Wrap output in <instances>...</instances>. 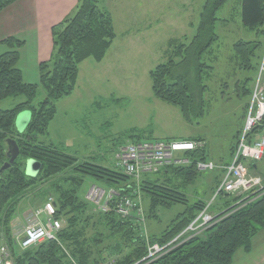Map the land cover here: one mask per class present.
<instances>
[{
  "label": "trees",
  "instance_id": "1",
  "mask_svg": "<svg viewBox=\"0 0 264 264\" xmlns=\"http://www.w3.org/2000/svg\"><path fill=\"white\" fill-rule=\"evenodd\" d=\"M15 1L0 0V11ZM227 2L205 0L195 34L170 39L165 50L166 60L150 71L154 95L177 106L190 123H196L210 109V84L217 55H222L223 49L220 34L239 31L240 25L232 27L230 15L219 16ZM99 3L100 0H79L74 15L52 27L53 54L49 61L39 65L38 83L26 82L17 66L25 41L13 36L1 41L8 50L0 53V101L19 95L25 100L11 109H0V168L9 161V139L15 140L20 149L16 160L0 174V243L9 246L14 264H72L70 257L79 264H232L236 252L240 249L250 252L254 238L264 230V188L249 191L243 198L245 195L237 192L217 194L219 183L213 182L211 194L219 201L214 209L212 203L208 208L215 216L211 226L158 258L143 260L150 245L170 241L209 204L203 199L191 203L187 192L201 174L197 162L208 160L205 147L183 153L188 163L173 162L157 171L143 173L137 181L118 169L114 158L112 165H105L102 159H82L57 143L42 140L56 117V102L74 92L81 63L87 59L101 62L116 38L112 14ZM240 3V24L250 37L254 36L237 38L232 45L234 60L244 70L256 68L254 58L262 60L255 77H246L234 87L237 99L245 100L247 111L264 60V53L259 54L264 50V0H240ZM221 21L227 25L226 32H219ZM40 87L45 90V97L35 103ZM25 110H30L32 116L20 132L16 118ZM159 139L149 128L133 127L116 141L115 151L129 141ZM237 143L238 140L232 153ZM30 160L39 163L34 174L27 171ZM254 164L250 163V167ZM87 178L107 191L116 192L108 200L107 211L87 199L86 194L81 195ZM37 187H40L37 192H31ZM27 195L29 203L53 200L62 228L56 239L22 250L14 237L13 221ZM126 197L142 209V216L136 210L130 217L117 213L116 205ZM241 198L244 200L239 202ZM176 205H183L184 209L160 236L150 234L148 220L159 218L162 210Z\"/></svg>",
  "mask_w": 264,
  "mask_h": 264
},
{
  "label": "rangeland",
  "instance_id": "2",
  "mask_svg": "<svg viewBox=\"0 0 264 264\" xmlns=\"http://www.w3.org/2000/svg\"><path fill=\"white\" fill-rule=\"evenodd\" d=\"M204 2L205 0H100V7L106 6L112 12L117 37L104 61L97 63L91 59L83 65L74 92L56 102V117L42 140L57 143L63 150L79 158L94 157L96 160L102 159L101 162L105 165H112L116 141L123 132L139 127L149 128L154 137L160 139L181 140L189 136L212 138L218 145L215 158L228 156L230 142L234 140L242 116L233 74L229 80H214L211 83L208 94L210 109L196 123L186 121L177 106L157 98L152 90L151 69L166 60L164 51L170 39L195 34ZM227 15L233 20L232 27L240 25V0H228L219 12L220 17ZM226 26L221 21L219 32H226ZM126 31L128 36L123 38ZM148 33L152 36L151 39ZM130 38L135 40V46ZM222 40V54L228 57L225 45L227 40L224 37ZM7 49L6 46L4 50ZM223 61L231 64L227 58L222 59ZM225 82H229V88H226ZM44 97L45 90L40 87L35 103ZM23 100V95L8 97L0 101V109H11ZM258 163L260 174L264 176V158ZM214 176L215 170L201 171L195 183L187 188L191 203L203 199L212 202V209L216 207L219 200H212L211 194V185L216 183ZM92 185L98 186L93 179L87 178L81 195L84 196ZM39 189L40 187L34 188L31 192ZM28 198L27 195L20 204L19 214L13 221L14 231L22 230L28 216L43 206V203L27 202ZM183 209V205H176L162 210L159 218L148 220V232L160 236Z\"/></svg>",
  "mask_w": 264,
  "mask_h": 264
},
{
  "label": "built area",
  "instance_id": "3",
  "mask_svg": "<svg viewBox=\"0 0 264 264\" xmlns=\"http://www.w3.org/2000/svg\"><path fill=\"white\" fill-rule=\"evenodd\" d=\"M262 125V132L251 133L256 127ZM202 143L193 141L173 140H144L129 142L121 146L115 153V166L125 174L134 177L137 181L145 172L157 171L160 167L171 163H185L187 160L178 158L177 152L194 150ZM264 156V60L260 66L259 77L254 84L251 101L249 103L247 117L243 130L239 137L238 146L233 155L232 162L223 167L224 175L219 186V191H240L247 197L249 191L262 190L264 188L261 178L249 174L245 160L257 161ZM199 169H213L212 162H199ZM116 194L115 191L106 192L99 186H93L87 198L99 206L103 211L108 210V200ZM209 204L197 217L178 235L167 243L161 245L152 244L143 259L148 261L158 258L168 249L174 248L187 239L204 231L211 226L214 216L208 212ZM122 217H130L136 213L142 216V209L136 208L131 198H124L118 202L116 209ZM26 224L16 234V241L22 249H27L37 243L48 239H56L57 233L62 228V223L56 218V208L50 200L45 205L27 218ZM72 264H79L71 258ZM0 264H14L13 255L8 245L0 243ZM107 264V263H99Z\"/></svg>",
  "mask_w": 264,
  "mask_h": 264
},
{
  "label": "crops",
  "instance_id": "4",
  "mask_svg": "<svg viewBox=\"0 0 264 264\" xmlns=\"http://www.w3.org/2000/svg\"><path fill=\"white\" fill-rule=\"evenodd\" d=\"M78 1L79 0H17L0 11V53L6 51L4 50L6 45L1 43V41L7 37L13 36L25 41V44L20 49V58L18 60L17 66L21 70L23 78L26 82H39V65L42 62L49 61L53 54L54 47L52 27L62 22L64 19L70 17L72 13H74V11L77 9ZM104 8L109 10L106 6ZM238 29L239 31H237L236 33H224L223 35H221L222 37H224L225 40H227L225 45L226 50H228L229 54L228 57L223 56V54L217 55V59L215 62V74L211 81L212 83L214 82V80H229V77L233 74V79L235 81L237 79L235 86L236 84L237 86H239L238 84L241 83L244 78L255 77L257 75V65L262 61L261 57L253 59L254 66L256 67L255 69L244 70L238 66V64L234 60V54L231 53L232 45L237 40V38L250 39L254 36L253 34V36L250 37V33H248L241 26V24ZM149 30H151V27L149 28ZM127 36L128 32L126 31L123 33L122 37L126 38ZM148 37L150 39L152 38L149 33ZM130 41L132 45L135 46V40L133 38H130ZM263 53L264 50L261 49V51L259 52L260 56ZM225 58H227V60L231 64H228L227 61L226 63L224 61L222 62V59ZM104 59L102 61H104ZM89 60L91 59H87L81 63L80 71L83 65L90 62ZM224 84L226 85V88L230 87L229 82H225ZM239 101H241V106H239V109H241L242 111V116L240 124L235 132L236 134L234 136V140L233 142H230V146L228 148V156L215 158V153L218 150V145L213 142L212 138L208 139L204 136L187 137V139L200 138L203 139L206 143V151L209 155L208 160L214 161L217 165V170L215 169V185H217L219 181H221L222 171L220 167L228 164L231 161L232 148L233 145H235L236 135L239 134L244 124L246 116L245 100L240 99ZM250 173L253 175H259L264 178V176L260 174L261 172L259 169V163L254 165V167H250ZM222 205L223 204L219 206L221 207ZM232 264H264V230H262L254 238L252 243V249L250 252H245L243 249H240L236 252Z\"/></svg>",
  "mask_w": 264,
  "mask_h": 264
},
{
  "label": "water",
  "instance_id": "5",
  "mask_svg": "<svg viewBox=\"0 0 264 264\" xmlns=\"http://www.w3.org/2000/svg\"><path fill=\"white\" fill-rule=\"evenodd\" d=\"M31 116H32V113L30 110H25L18 114L16 118V123L18 124L17 128L20 132H22L26 128V126L31 120ZM7 143H8L9 161L0 168V174H2L5 170H7L20 154L19 146L15 140L9 139ZM38 169H39L38 162L33 161V160H30L28 162L27 171L29 174L36 173Z\"/></svg>",
  "mask_w": 264,
  "mask_h": 264
}]
</instances>
